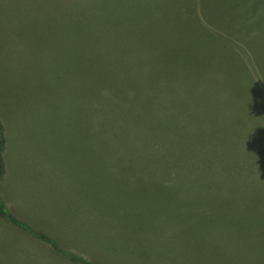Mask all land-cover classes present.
Segmentation results:
<instances>
[{
	"label": "trees",
	"instance_id": "obj_1",
	"mask_svg": "<svg viewBox=\"0 0 264 264\" xmlns=\"http://www.w3.org/2000/svg\"><path fill=\"white\" fill-rule=\"evenodd\" d=\"M149 1L128 27L107 28L114 40L99 39V26L86 30L93 39L85 46L83 117L98 122L102 136L150 155L151 167L196 171L198 184L210 186L212 214L227 216L229 233L259 243L264 261V0H161L166 13ZM6 146L0 120V181ZM101 170L75 165L66 174L98 220L94 206L107 199L94 188ZM0 216L59 249L10 214L1 197ZM103 217L106 228L117 220L114 212Z\"/></svg>",
	"mask_w": 264,
	"mask_h": 264
},
{
	"label": "rangeland",
	"instance_id": "obj_2",
	"mask_svg": "<svg viewBox=\"0 0 264 264\" xmlns=\"http://www.w3.org/2000/svg\"><path fill=\"white\" fill-rule=\"evenodd\" d=\"M155 4L159 12H168L161 0ZM151 5L147 0H0V120L7 137L5 164L14 169L7 179L19 178L21 170L26 177L46 169L37 177L49 178L52 172L56 185L66 189L62 199L68 211L79 200L66 180L70 167L104 168L105 178L94 188L109 200L94 209L99 220L106 212H114L117 220L107 225L109 239L95 230L90 245L105 250L94 255L100 264H264L259 243L229 233L227 216L212 214L210 186L198 184L196 171L151 167L150 155L133 153L122 138L102 136L99 123L83 117L85 46L93 39L86 30L99 26V39L109 40L107 28L128 27ZM173 18L167 21L174 23ZM112 43L120 47L119 39ZM89 126L94 135L86 130ZM56 185L51 205L56 204ZM60 226L73 231L69 220ZM35 229L54 235L47 227ZM75 230L82 238L83 226ZM56 236L58 245L66 240L61 233ZM13 241L0 228V264L7 261ZM21 241L23 247L34 248ZM49 259L50 264L60 262Z\"/></svg>",
	"mask_w": 264,
	"mask_h": 264
},
{
	"label": "crops",
	"instance_id": "obj_3",
	"mask_svg": "<svg viewBox=\"0 0 264 264\" xmlns=\"http://www.w3.org/2000/svg\"><path fill=\"white\" fill-rule=\"evenodd\" d=\"M12 170L14 169L7 168L4 178L0 181V197L4 201L9 213L22 223L28 225L35 233H40L36 231V227L42 230H45L46 227L49 230H53L54 235H48L56 243L58 239L56 235L61 233L66 240L61 242L60 245L57 243L59 249L77 255L86 261L100 264L98 260L94 259V255L100 256L105 253V250L102 247L92 248L90 244L93 246V242L96 239V229H98L100 233L105 234L107 236L106 239H109L108 229L104 228L94 216L93 210L85 212L86 199L84 195H79V189L74 191L73 194L74 200L79 198L78 201L74 202L76 205L74 206V203H72L70 209L65 211L66 206L62 197L63 191L66 189L63 190L56 185L58 179L52 176V172L49 178H47L46 175L37 177L40 173H47V171H45L46 169H42L40 172L37 170V172H34L35 174L33 176L29 175L26 177L24 171L21 170L18 173L20 176L19 178L8 180L7 178L10 176ZM66 180L72 193L73 182L68 176ZM55 185L57 199L56 204L51 205L49 198H53L52 191ZM54 207L58 212L62 213H57ZM39 211L40 214H38ZM50 214H53V216L50 217ZM67 220L70 221L73 231L63 230V227L60 226V221L61 223H67ZM82 226L85 233L82 238H79L75 227L81 229ZM0 228L4 234L8 233L14 236V241L10 243L12 250L8 253L7 257H5V260H7L4 262L5 264H50L49 257H56L57 260L60 262L62 261L61 263L58 262V264H85L69 254L63 253L51 243L37 237L34 233L14 225L7 217L0 216ZM88 230L89 233L87 234V238H85ZM106 239L102 241L104 242ZM21 240L27 241V246L34 248L23 247V242ZM110 242L111 241L108 240V244H110ZM5 246L7 247V245ZM88 246L91 247V249H88Z\"/></svg>",
	"mask_w": 264,
	"mask_h": 264
}]
</instances>
